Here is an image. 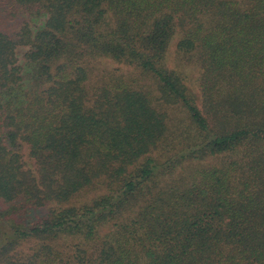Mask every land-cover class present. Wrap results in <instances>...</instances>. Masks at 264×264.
I'll return each instance as SVG.
<instances>
[{
    "label": "trees",
    "instance_id": "1",
    "mask_svg": "<svg viewBox=\"0 0 264 264\" xmlns=\"http://www.w3.org/2000/svg\"><path fill=\"white\" fill-rule=\"evenodd\" d=\"M0 11L46 17L0 28V264H264V0ZM173 42L199 57L202 109L167 65ZM103 58L153 79L159 101L121 78L91 87ZM164 106L190 124L171 131ZM170 137L183 150L165 167L152 156Z\"/></svg>",
    "mask_w": 264,
    "mask_h": 264
},
{
    "label": "rangeland",
    "instance_id": "2",
    "mask_svg": "<svg viewBox=\"0 0 264 264\" xmlns=\"http://www.w3.org/2000/svg\"><path fill=\"white\" fill-rule=\"evenodd\" d=\"M45 20V16H43V18L36 16L31 17L26 13L19 14L13 18L0 11V28L7 30L11 35L12 32L18 31L21 26H24L25 24H29L31 29L36 31L37 28L43 26ZM27 49L28 48L26 47V49L22 48L19 50L20 58H22V54ZM167 65L169 68L176 70L177 74L181 77L186 87L196 98L199 108L202 109V91L200 86L202 68L199 64L198 55L178 54L175 42H173L168 53ZM95 66L96 67L94 70L91 87L96 88L105 82L121 78L128 82H137L138 86H141L146 91L151 92L152 95L156 96V99L158 100V87L155 84V81L149 77H146L139 69L107 58L100 59L95 63ZM163 108L167 113L168 125L171 131H174L177 126L186 127V125L190 124L187 112H185L180 106H164ZM182 127L181 129H183ZM172 138L173 137H170L169 139L165 140V142L160 144L152 156L161 166L166 167L168 164H170V162L177 160L182 154L181 150H183V147L179 145V140H173ZM22 153L24 154V158L27 161L25 168H35V162L28 156L29 151L27 147H23ZM189 167L190 165L184 162L183 165H178L176 168Z\"/></svg>",
    "mask_w": 264,
    "mask_h": 264
}]
</instances>
